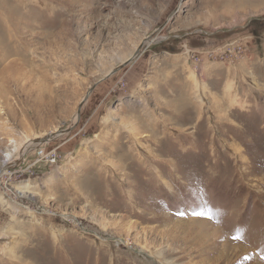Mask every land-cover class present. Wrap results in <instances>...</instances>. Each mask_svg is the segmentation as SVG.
Wrapping results in <instances>:
<instances>
[{"label": "rangeland", "instance_id": "obj_1", "mask_svg": "<svg viewBox=\"0 0 264 264\" xmlns=\"http://www.w3.org/2000/svg\"><path fill=\"white\" fill-rule=\"evenodd\" d=\"M0 264H264V0H0Z\"/></svg>", "mask_w": 264, "mask_h": 264}, {"label": "water", "instance_id": "obj_2", "mask_svg": "<svg viewBox=\"0 0 264 264\" xmlns=\"http://www.w3.org/2000/svg\"><path fill=\"white\" fill-rule=\"evenodd\" d=\"M127 62H129V60L128 61H126V63ZM126 63H124V65L126 64ZM117 69V68H116ZM116 69H113L112 71H111V73H113ZM91 89H92V87L87 91V93H89V91H91ZM86 96H87V94H86ZM86 98V97H85ZM81 106V105H80ZM80 106H79V108H80ZM65 131H68V130H63V131H60V132H65ZM58 133H52V134H49V135H47V136H45V137H43V138H40V139H34L33 141L34 142H39V143H41V142H43V141H46V140H49L50 138H53L55 135H57Z\"/></svg>", "mask_w": 264, "mask_h": 264}, {"label": "built area", "instance_id": "obj_3", "mask_svg": "<svg viewBox=\"0 0 264 264\" xmlns=\"http://www.w3.org/2000/svg\"><path fill=\"white\" fill-rule=\"evenodd\" d=\"M243 44L241 42H237L236 44H234V46L231 48L232 52L237 53V54H241L244 50H243ZM47 157H49V159L53 158L50 154L47 155Z\"/></svg>", "mask_w": 264, "mask_h": 264}, {"label": "bare ground", "instance_id": "obj_4", "mask_svg": "<svg viewBox=\"0 0 264 264\" xmlns=\"http://www.w3.org/2000/svg\"><path fill=\"white\" fill-rule=\"evenodd\" d=\"M145 40H146L147 44H149L151 42L150 38L149 39H145ZM33 142H27V146L26 147L30 148L32 146L31 147V149H32V148H34L35 146H37L39 144L38 142L37 143H35V142L33 143Z\"/></svg>", "mask_w": 264, "mask_h": 264}, {"label": "snow or ice", "instance_id": "obj_5", "mask_svg": "<svg viewBox=\"0 0 264 264\" xmlns=\"http://www.w3.org/2000/svg\"><path fill=\"white\" fill-rule=\"evenodd\" d=\"M194 214L200 215L199 213H194Z\"/></svg>", "mask_w": 264, "mask_h": 264}]
</instances>
